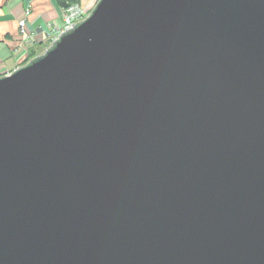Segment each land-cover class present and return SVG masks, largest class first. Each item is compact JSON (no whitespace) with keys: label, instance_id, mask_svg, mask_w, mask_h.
<instances>
[{"label":"water","instance_id":"95a60500","mask_svg":"<svg viewBox=\"0 0 264 264\" xmlns=\"http://www.w3.org/2000/svg\"><path fill=\"white\" fill-rule=\"evenodd\" d=\"M0 264H264V0H98L0 75Z\"/></svg>","mask_w":264,"mask_h":264},{"label":"crops","instance_id":"0c3cea01","mask_svg":"<svg viewBox=\"0 0 264 264\" xmlns=\"http://www.w3.org/2000/svg\"><path fill=\"white\" fill-rule=\"evenodd\" d=\"M97 1L76 0L75 3L90 11ZM22 19H25V29L32 34L29 45L20 43L18 23ZM61 23V7L56 0H0V75L23 65L30 53L38 51L46 42V29Z\"/></svg>","mask_w":264,"mask_h":264},{"label":"built area","instance_id":"2783aa9c","mask_svg":"<svg viewBox=\"0 0 264 264\" xmlns=\"http://www.w3.org/2000/svg\"><path fill=\"white\" fill-rule=\"evenodd\" d=\"M27 13V11H26ZM62 23L61 25H55L46 29L47 40L44 43V50L57 38L59 33L71 27V24L78 22L83 19L89 10L80 6L78 3H72L65 8H61ZM19 35L21 37V44L28 45L32 42V34L25 29V19H22L18 23Z\"/></svg>","mask_w":264,"mask_h":264},{"label":"trees","instance_id":"16d2710c","mask_svg":"<svg viewBox=\"0 0 264 264\" xmlns=\"http://www.w3.org/2000/svg\"><path fill=\"white\" fill-rule=\"evenodd\" d=\"M56 2L59 4V6L61 7V8H65V7H67L68 5H70V4H72V3H75L76 2V0H56ZM35 52H33V54H34ZM32 53H31V55H33ZM30 56V55H29ZM26 61H27V59H26ZM26 61H24V62H26Z\"/></svg>","mask_w":264,"mask_h":264},{"label":"rangeland","instance_id":"374dc122","mask_svg":"<svg viewBox=\"0 0 264 264\" xmlns=\"http://www.w3.org/2000/svg\"><path fill=\"white\" fill-rule=\"evenodd\" d=\"M48 38V37H47ZM44 46H45V44H43L42 46H40L39 47V50L38 51H36L33 55H31V53H30V56L27 58V61L29 60V59H31V58H33V57H35L36 55H39V54H41L43 51H44ZM26 61V60H25ZM26 61V62H27ZM26 62H24L23 64H25ZM6 74V73H5Z\"/></svg>","mask_w":264,"mask_h":264}]
</instances>
